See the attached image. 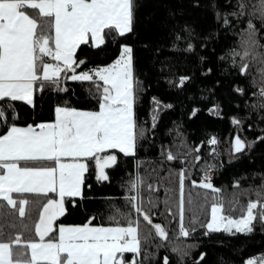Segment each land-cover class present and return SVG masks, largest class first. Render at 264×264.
<instances>
[{
    "label": "snow or ice",
    "instance_id": "snow-or-ice-1",
    "mask_svg": "<svg viewBox=\"0 0 264 264\" xmlns=\"http://www.w3.org/2000/svg\"><path fill=\"white\" fill-rule=\"evenodd\" d=\"M145 2L0 0V264H153V244L170 247L177 264H234L223 254L207 260L214 240L226 243L215 234H253L257 228L264 234V165L246 188L234 178L227 200L212 179L223 163L201 166L203 174L194 178L201 147L186 139L160 143L158 157L142 172L156 150L160 113L173 105L152 95L150 123L137 111L152 87L150 77L170 88L178 81L184 89L194 75L177 78L179 65L207 76L215 71L209 66L215 56L222 73L215 84L223 88L227 81L228 102L240 109L230 118L236 134L229 162L254 157L258 148L264 155V0H151L148 18L163 14L159 39L142 45L151 51L147 57L130 39L138 36L137 13ZM110 44L111 58L96 63L90 53H106ZM67 81L83 89L86 106L67 98ZM206 91V110L222 116V103L211 98L215 88ZM71 94L77 95L75 88ZM198 111L193 107L190 114ZM245 125L259 134L242 136ZM217 143L214 134L207 139L214 158ZM121 159L135 173L121 182L123 203L109 205L108 223L99 208L86 210L83 222H62L71 214L69 204L79 211L87 199V177L110 182L106 169ZM161 187L166 210L178 209L169 220L176 221L171 232L153 221ZM163 259L170 264L168 255ZM244 264H264V254Z\"/></svg>",
    "mask_w": 264,
    "mask_h": 264
},
{
    "label": "trees",
    "instance_id": "trees-1",
    "mask_svg": "<svg viewBox=\"0 0 264 264\" xmlns=\"http://www.w3.org/2000/svg\"><path fill=\"white\" fill-rule=\"evenodd\" d=\"M152 11L151 0H146L145 6L139 10L137 13V32L138 36L131 37L136 41L138 45V53H142L145 57L151 55L150 50H145L142 45L144 43H155L160 36V28L158 26V20L162 16V12L158 11L151 19L148 18V13ZM234 42L239 41V35H234ZM115 45H109V51L106 53H97L94 50L90 53V56L96 63L108 62L111 58V50H114ZM220 46L217 45V52H219ZM211 46L209 47V53H211ZM208 55V53H205ZM209 66L213 67L215 71L209 73L207 76L202 74L201 70H196L192 68L191 64L181 63L179 65L178 71L176 72V77L179 75L188 74L190 76L194 75V79L186 82V88L182 89L177 81L176 87H169L165 80H160L159 84L155 82V77L149 78V83L152 87L148 89L147 93L143 96L141 102L138 103L137 111L139 117L143 120L148 118L150 123L149 109L151 107V96H158L164 103H171L173 105L170 109H165L160 113V119L158 121V139L156 143L155 152H150L149 159L146 163L141 166V171L147 170L148 166L152 163V159L158 157L159 145L164 143L165 145L169 143H175L176 140L186 139L189 145L195 146L200 145L201 160L196 162L197 167L194 169V178L199 179L200 175L203 174L202 167L208 164H220L223 163L222 168L213 169V182L218 187L222 188V195L227 200L231 197L233 191L232 181L234 178H241L243 186L246 188L250 181L253 180L251 176L252 172H260L261 165H264V155H262L260 148L255 152L254 157L245 155L239 160H233L229 162V151L230 143L234 137L235 126L231 123V116L233 114H240V109L237 107L236 103H229L227 98V81L225 82V87L216 85L215 81L218 77L222 75L219 67L217 66V60L215 56H212L209 60ZM70 86V92L68 99L73 103H77L78 106H86L83 104V97L86 93L79 87V84L72 81H67ZM71 88H75L77 95L73 96L71 94ZM216 90V96L211 97L213 100H219L222 103V116H217L209 113L206 109L210 107L209 99L210 93L206 89ZM193 107L199 108V111L195 116L190 113ZM247 123V122H246ZM180 125L179 131L183 133L182 137H177L176 126ZM173 129L171 133L167 130ZM216 135L218 137V143L216 145L218 149L219 156L214 158L212 152V146L207 144V139L211 135ZM242 136H246L251 139L254 135L259 134V129H248L245 125V130L240 133ZM203 142V143H202ZM142 155L144 150H141ZM174 166H179V162H173ZM112 179L110 182H104L103 184L98 183L95 180L94 174L88 176L85 184V195L87 199L82 204L79 211H72V205L69 204L71 214H65L64 217L59 218L65 223H79L83 222L85 216L89 214L86 210H96L99 208L101 214L104 216V223H108L107 215L110 214L112 209L109 207L111 203H123V193L124 190L121 188V182L126 181L131 174L135 173V168L131 165H125L123 159L118 161V166H113L108 169ZM245 173H248L245 176ZM259 181L257 180L256 183ZM87 185H92L89 189ZM190 185V181H189ZM187 191V188H186ZM203 191V190H201ZM159 200L156 201V208L152 209L153 212L157 213L153 216L154 223L165 224L171 230L176 226V221L169 224L174 213H178V209L173 206V213H169L166 210L164 197L165 193L163 188H158L157 193ZM145 195L147 193L145 192ZM195 195V192H193ZM178 196V193H177ZM242 199H247V197H242ZM31 208V206H30ZM33 216L36 212L33 211ZM192 213L189 211L186 215L190 216ZM203 218V217H201ZM178 220V214H177ZM142 224L147 222L143 221L141 217ZM95 223H100L101 219L98 217ZM148 227H152L148 225ZM219 239L226 241L225 244L215 243V240L207 248L209 262L216 260V257L223 254L226 259L230 258L234 264H244L249 257H259L264 254V234H262L259 229L253 234H242L237 233L236 236H228L224 233L215 234ZM195 238V237H194ZM203 240V237H200ZM159 243V238H157ZM152 250L156 253L153 258V264H164V256L168 255L170 257V264H177V256L171 251L170 247H156V244L152 245ZM196 249L194 251H199Z\"/></svg>",
    "mask_w": 264,
    "mask_h": 264
},
{
    "label": "water",
    "instance_id": "water-1",
    "mask_svg": "<svg viewBox=\"0 0 264 264\" xmlns=\"http://www.w3.org/2000/svg\"><path fill=\"white\" fill-rule=\"evenodd\" d=\"M112 167H113V166L110 165V166L108 167V169H110V168H112ZM108 169H106V170H108Z\"/></svg>",
    "mask_w": 264,
    "mask_h": 264
}]
</instances>
